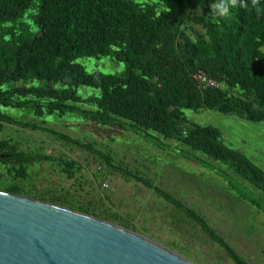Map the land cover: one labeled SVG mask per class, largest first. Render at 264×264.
Instances as JSON below:
<instances>
[{
    "label": "trees",
    "instance_id": "trees-1",
    "mask_svg": "<svg viewBox=\"0 0 264 264\" xmlns=\"http://www.w3.org/2000/svg\"><path fill=\"white\" fill-rule=\"evenodd\" d=\"M211 3L0 0V122L49 132L90 151L106 170L135 179L191 218L235 264H251L201 213L146 175L116 164L110 153L90 142L5 112L13 108L35 116L71 113L146 137L162 150L171 147L166 140H174L188 148H178L181 157L215 170L240 199L264 214V197L240 180L264 194V170L228 146L218 127L191 122L184 115V109L209 108L264 121V14L257 15L251 7H233L226 16L212 19ZM259 6L264 9V0ZM28 14L31 24L23 20ZM82 57H110L124 68L118 73L88 71L78 61ZM199 72L218 86L196 79ZM201 155L224 163L228 170ZM42 160L58 162L70 178L80 169L75 160L22 151L9 139L0 140V165L16 178ZM0 190L31 195L16 183L0 181ZM34 198L48 201L45 196ZM66 201L52 200L61 206H67ZM80 211L115 220L91 208Z\"/></svg>",
    "mask_w": 264,
    "mask_h": 264
},
{
    "label": "rangeland",
    "instance_id": "rangeland-1",
    "mask_svg": "<svg viewBox=\"0 0 264 264\" xmlns=\"http://www.w3.org/2000/svg\"><path fill=\"white\" fill-rule=\"evenodd\" d=\"M23 20L31 24L33 17L28 14ZM195 29L203 32L201 27ZM78 61L88 71L118 73L124 68L110 57H82ZM5 112L18 119L27 117V121L90 142L100 151L110 153L116 164L146 175L201 213L251 264H264V214L240 199L230 182L215 170L181 157L178 148L187 147L168 139L171 147L162 150L146 137L71 113L35 116L13 108H6ZM184 115L191 122L218 127L228 146L244 153L264 170V121L253 122L209 108L184 109ZM3 139H9L22 151L75 160L80 165L73 178L55 161H39L28 167L25 176L17 178L0 165V181L16 183L31 194L28 197L45 196L52 204V200L61 198L67 200L63 207L79 212L80 208H91L98 215L114 217V221H106L153 240L195 264H235L191 218L135 179L106 170L101 159L90 151L49 132L0 122V140ZM201 156L213 166L228 170L224 163ZM101 172L106 176L101 177ZM240 180L257 196L264 197L262 191Z\"/></svg>",
    "mask_w": 264,
    "mask_h": 264
},
{
    "label": "water",
    "instance_id": "water-1",
    "mask_svg": "<svg viewBox=\"0 0 264 264\" xmlns=\"http://www.w3.org/2000/svg\"><path fill=\"white\" fill-rule=\"evenodd\" d=\"M0 264L195 263L109 221L0 190Z\"/></svg>",
    "mask_w": 264,
    "mask_h": 264
},
{
    "label": "clouds",
    "instance_id": "clouds-1",
    "mask_svg": "<svg viewBox=\"0 0 264 264\" xmlns=\"http://www.w3.org/2000/svg\"><path fill=\"white\" fill-rule=\"evenodd\" d=\"M259 4L260 0H250V3L249 0H213V3L209 5V11L212 19L226 16L233 7H240L246 10L251 7L257 15H261L264 14V9Z\"/></svg>",
    "mask_w": 264,
    "mask_h": 264
},
{
    "label": "built area",
    "instance_id": "built-area-1",
    "mask_svg": "<svg viewBox=\"0 0 264 264\" xmlns=\"http://www.w3.org/2000/svg\"><path fill=\"white\" fill-rule=\"evenodd\" d=\"M195 78L198 79L199 81L210 83L212 85L218 86V84L211 79L207 78V76L203 72H199L198 74L195 75Z\"/></svg>",
    "mask_w": 264,
    "mask_h": 264
}]
</instances>
